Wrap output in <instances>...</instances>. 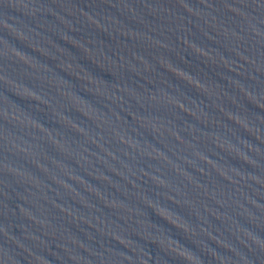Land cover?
<instances>
[{
  "label": "water",
  "instance_id": "1",
  "mask_svg": "<svg viewBox=\"0 0 264 264\" xmlns=\"http://www.w3.org/2000/svg\"><path fill=\"white\" fill-rule=\"evenodd\" d=\"M264 260V0H0V264Z\"/></svg>",
  "mask_w": 264,
  "mask_h": 264
}]
</instances>
